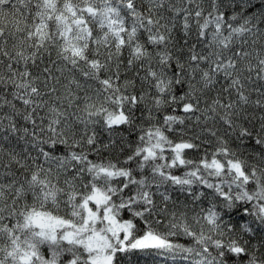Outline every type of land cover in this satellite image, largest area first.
<instances>
[{
    "label": "snow or ice",
    "instance_id": "snow-or-ice-1",
    "mask_svg": "<svg viewBox=\"0 0 264 264\" xmlns=\"http://www.w3.org/2000/svg\"><path fill=\"white\" fill-rule=\"evenodd\" d=\"M0 264H264V0H0Z\"/></svg>",
    "mask_w": 264,
    "mask_h": 264
}]
</instances>
